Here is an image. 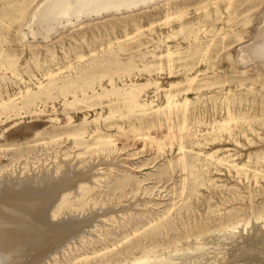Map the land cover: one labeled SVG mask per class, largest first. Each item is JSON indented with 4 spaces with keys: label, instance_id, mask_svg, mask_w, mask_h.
Instances as JSON below:
<instances>
[{
    "label": "rangeland",
    "instance_id": "374dc122",
    "mask_svg": "<svg viewBox=\"0 0 264 264\" xmlns=\"http://www.w3.org/2000/svg\"><path fill=\"white\" fill-rule=\"evenodd\" d=\"M4 179L16 264H264V0H0Z\"/></svg>",
    "mask_w": 264,
    "mask_h": 264
},
{
    "label": "bare ground",
    "instance_id": "6f19581e",
    "mask_svg": "<svg viewBox=\"0 0 264 264\" xmlns=\"http://www.w3.org/2000/svg\"><path fill=\"white\" fill-rule=\"evenodd\" d=\"M32 180H35V177ZM7 182H10V180L8 179L0 180V187L2 185H5ZM13 182H15L17 185H20L21 182H23V180L15 179ZM23 211L25 213L19 214L20 210L18 209L11 210V209H7L6 207L0 206V220L3 221L2 224L0 222V264H16L17 261L20 260V258L23 256L16 254V251L18 248L24 247L26 245V240L27 238H29L27 236L26 231L32 232L31 230L33 228L32 226H29V224L25 222H21V223L16 222L15 220H13L14 219L13 216L20 215V216H27V218L30 216V220L31 218L36 217V216L31 217V214L27 212V210H23ZM79 217L80 216L78 215H72V216H68L67 219L77 223V221H79ZM88 217L89 216H86L85 218L87 219ZM82 231L83 230H80L79 233H77L78 235L75 234L73 237L70 238L72 242H75L73 240H77L79 234L83 233ZM31 235L32 233L30 234V238L34 237L33 235L32 236ZM53 255H55V253L52 254L47 253V255L45 254L44 255L45 257L42 258V260L41 259L40 260L44 261L49 258L51 259ZM35 261H37V259L35 260L34 258L31 262H28L26 264H36Z\"/></svg>",
    "mask_w": 264,
    "mask_h": 264
},
{
    "label": "water",
    "instance_id": "95a60500",
    "mask_svg": "<svg viewBox=\"0 0 264 264\" xmlns=\"http://www.w3.org/2000/svg\"><path fill=\"white\" fill-rule=\"evenodd\" d=\"M49 260H50V258H49ZM44 263V262H43Z\"/></svg>",
    "mask_w": 264,
    "mask_h": 264
}]
</instances>
